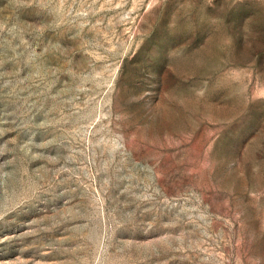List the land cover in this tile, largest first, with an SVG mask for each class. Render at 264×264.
<instances>
[{
  "label": "rangeland",
  "instance_id": "374dc122",
  "mask_svg": "<svg viewBox=\"0 0 264 264\" xmlns=\"http://www.w3.org/2000/svg\"><path fill=\"white\" fill-rule=\"evenodd\" d=\"M0 264H264V0H0Z\"/></svg>",
  "mask_w": 264,
  "mask_h": 264
}]
</instances>
